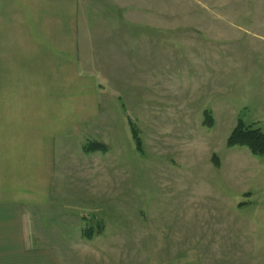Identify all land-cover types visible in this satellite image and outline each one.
<instances>
[{
    "label": "rangeland",
    "instance_id": "1",
    "mask_svg": "<svg viewBox=\"0 0 264 264\" xmlns=\"http://www.w3.org/2000/svg\"><path fill=\"white\" fill-rule=\"evenodd\" d=\"M80 9L91 24L122 25V78L137 86L127 103L102 96L105 113L76 146L105 150L64 153L42 223L108 264H264V155L226 144L237 121L264 132V0H79Z\"/></svg>",
    "mask_w": 264,
    "mask_h": 264
},
{
    "label": "crops",
    "instance_id": "2",
    "mask_svg": "<svg viewBox=\"0 0 264 264\" xmlns=\"http://www.w3.org/2000/svg\"><path fill=\"white\" fill-rule=\"evenodd\" d=\"M107 24H91L79 0H0V264H108L40 220L64 153L78 156L105 113L102 96L127 103L137 86L123 79V27Z\"/></svg>",
    "mask_w": 264,
    "mask_h": 264
},
{
    "label": "trees",
    "instance_id": "3",
    "mask_svg": "<svg viewBox=\"0 0 264 264\" xmlns=\"http://www.w3.org/2000/svg\"><path fill=\"white\" fill-rule=\"evenodd\" d=\"M206 125L212 124L211 113L207 110L204 111ZM128 125L130 129L131 136L135 143V148L139 152H142L141 139L139 137L138 131L134 124L128 120ZM227 146H242L247 148L253 155H264V132L260 128H255L253 125H246L242 121H237L235 127L229 134L227 141ZM85 151L94 150H105L104 145L100 143H90L84 146ZM215 165L218 164L217 159L214 156ZM93 229L88 228L87 233L90 234Z\"/></svg>",
    "mask_w": 264,
    "mask_h": 264
}]
</instances>
